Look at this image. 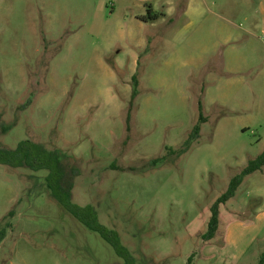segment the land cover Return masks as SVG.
Masks as SVG:
<instances>
[{
  "label": "rangeland",
  "instance_id": "rangeland-1",
  "mask_svg": "<svg viewBox=\"0 0 264 264\" xmlns=\"http://www.w3.org/2000/svg\"><path fill=\"white\" fill-rule=\"evenodd\" d=\"M26 140L60 154L71 201L136 264H261L264 167L203 237L264 151V0H0V150ZM46 176L0 165V264H122Z\"/></svg>",
  "mask_w": 264,
  "mask_h": 264
},
{
  "label": "trees",
  "instance_id": "trees-1",
  "mask_svg": "<svg viewBox=\"0 0 264 264\" xmlns=\"http://www.w3.org/2000/svg\"><path fill=\"white\" fill-rule=\"evenodd\" d=\"M161 15L150 17L151 20H157ZM136 87V86H135ZM137 91L134 90L127 117V128L129 130L130 113ZM206 122L203 116L202 105L199 104V123L193 128L189 141L199 137L201 125ZM190 142L185 149L180 151L170 150V155H183L187 152ZM0 165L8 166L14 169H29L33 172L47 171L45 178L46 188L51 197L74 219L81 223L89 231L97 233L107 242L115 254L122 260V264H136V260L130 251L123 246L119 234L106 228L99 221L95 208L91 205L79 206L71 201V190L73 187V175L66 172L61 156L56 151L47 150L44 146L26 140L18 144L15 150H0ZM264 167V151L254 160L248 162L241 173L235 176L229 183L227 191L221 195L211 206L210 218L207 232L203 239L212 240L219 229L220 224V206L230 201L236 194L244 178L260 171ZM4 238V232H0V241ZM264 264V261L261 262Z\"/></svg>",
  "mask_w": 264,
  "mask_h": 264
},
{
  "label": "crops",
  "instance_id": "crops-1",
  "mask_svg": "<svg viewBox=\"0 0 264 264\" xmlns=\"http://www.w3.org/2000/svg\"><path fill=\"white\" fill-rule=\"evenodd\" d=\"M186 13H188V12H186ZM252 28H251V33H253V31L254 32H256L257 31V26H253V24H252V26H251Z\"/></svg>",
  "mask_w": 264,
  "mask_h": 264
}]
</instances>
